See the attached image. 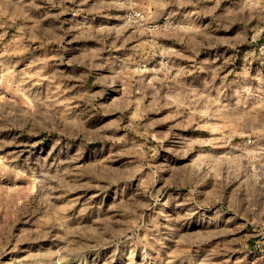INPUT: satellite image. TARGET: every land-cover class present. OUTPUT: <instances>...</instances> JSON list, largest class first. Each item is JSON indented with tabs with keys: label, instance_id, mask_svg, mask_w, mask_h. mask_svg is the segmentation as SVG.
I'll return each mask as SVG.
<instances>
[{
	"label": "rangeland",
	"instance_id": "rangeland-1",
	"mask_svg": "<svg viewBox=\"0 0 264 264\" xmlns=\"http://www.w3.org/2000/svg\"><path fill=\"white\" fill-rule=\"evenodd\" d=\"M264 264V0H0V264Z\"/></svg>",
	"mask_w": 264,
	"mask_h": 264
},
{
	"label": "bare ground",
	"instance_id": "bare-ground-1",
	"mask_svg": "<svg viewBox=\"0 0 264 264\" xmlns=\"http://www.w3.org/2000/svg\"><path fill=\"white\" fill-rule=\"evenodd\" d=\"M74 264V263H73Z\"/></svg>",
	"mask_w": 264,
	"mask_h": 264
}]
</instances>
